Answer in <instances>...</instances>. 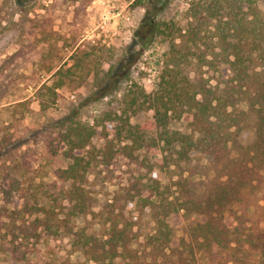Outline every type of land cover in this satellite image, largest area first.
<instances>
[{"label":"trees","instance_id":"obj_1","mask_svg":"<svg viewBox=\"0 0 264 264\" xmlns=\"http://www.w3.org/2000/svg\"><path fill=\"white\" fill-rule=\"evenodd\" d=\"M187 19L182 28L147 11L131 61L92 68V53L79 46L73 62L42 85L38 101L46 110L81 71V80L92 78L88 98L117 108L92 124L73 112L51 123L45 146L69 163L57 169L55 189L18 187V205L2 207L1 253L26 263L48 237L67 240L85 264H264V0H193ZM159 35L172 39L148 91L132 80L131 67ZM184 117L187 130L171 126ZM196 153L208 161L200 173L190 166ZM121 160L130 177L101 206L91 178ZM134 204L149 210L151 231L136 227ZM193 215L194 223H183Z\"/></svg>","mask_w":264,"mask_h":264},{"label":"rangeland","instance_id":"obj_2","mask_svg":"<svg viewBox=\"0 0 264 264\" xmlns=\"http://www.w3.org/2000/svg\"><path fill=\"white\" fill-rule=\"evenodd\" d=\"M135 0H0V214L2 207H14L20 202L18 187L34 189L43 183L55 189L57 169L66 167L69 160L52 156L45 144L50 125L67 112L77 119L92 124L104 109L117 108L109 99L92 102V78L81 80V71L74 75L71 84L59 90L55 104L43 110L38 91L44 83L51 85L55 71L73 62L72 55L81 46L92 53L91 67L105 69L121 60H132L135 30L146 15L173 20L180 27L187 25V11L193 0H146L144 7L133 6ZM171 37L159 35L150 39L149 46L132 64V80L148 91L154 89L164 68ZM141 43H137L136 48ZM134 51V50H133ZM132 81H126L122 88ZM42 95L51 100L44 90ZM150 112L138 116L143 121ZM135 121V119H133ZM187 118L172 121L175 129L187 130ZM249 136V135H248ZM93 143L102 140L97 134ZM155 158V156H153ZM159 157V155L157 156ZM20 159V160H19ZM16 163H21L18 169ZM125 160L92 179L94 194L103 206L111 201L120 183L126 184L130 169ZM208 163L200 153L193 155L191 167L202 171ZM195 179H200V174ZM59 184L61 182H58ZM122 200L123 198L120 197ZM131 207L136 227L142 233L151 231L153 223L149 210L140 212ZM195 215L184 224L195 222ZM88 218L77 219L83 224ZM180 220L176 222L182 225ZM183 224V225H184ZM100 231V225L93 223ZM181 233V231H179ZM142 240V238H140ZM80 252H71L67 240L48 237L41 239L38 251L28 262L18 263L9 254L0 251L1 264H85ZM122 264V263H119Z\"/></svg>","mask_w":264,"mask_h":264}]
</instances>
